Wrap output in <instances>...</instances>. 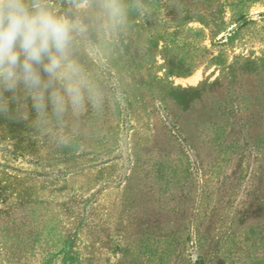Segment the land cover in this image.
I'll list each match as a JSON object with an SVG mask.
<instances>
[{
	"label": "rangeland",
	"instance_id": "1",
	"mask_svg": "<svg viewBox=\"0 0 264 264\" xmlns=\"http://www.w3.org/2000/svg\"><path fill=\"white\" fill-rule=\"evenodd\" d=\"M141 3L99 112L0 116V264H264V0Z\"/></svg>",
	"mask_w": 264,
	"mask_h": 264
},
{
	"label": "clouds",
	"instance_id": "2",
	"mask_svg": "<svg viewBox=\"0 0 264 264\" xmlns=\"http://www.w3.org/2000/svg\"><path fill=\"white\" fill-rule=\"evenodd\" d=\"M132 10L141 0H0V116L45 130L69 112H99L88 53L115 44Z\"/></svg>",
	"mask_w": 264,
	"mask_h": 264
}]
</instances>
